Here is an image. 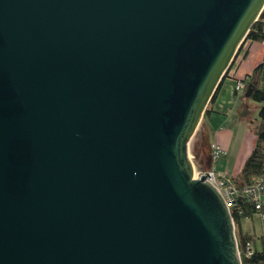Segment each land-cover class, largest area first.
I'll list each match as a JSON object with an SVG mask.
<instances>
[{"label":"water","instance_id":"1","mask_svg":"<svg viewBox=\"0 0 264 264\" xmlns=\"http://www.w3.org/2000/svg\"><path fill=\"white\" fill-rule=\"evenodd\" d=\"M263 10L0 0V264H243L190 143Z\"/></svg>","mask_w":264,"mask_h":264},{"label":"crops","instance_id":"2","mask_svg":"<svg viewBox=\"0 0 264 264\" xmlns=\"http://www.w3.org/2000/svg\"><path fill=\"white\" fill-rule=\"evenodd\" d=\"M263 55L264 42L246 40L222 80L216 97L209 103L200 124L204 137L208 138L211 146L218 145L225 150V154L217 159L213 158L211 152V168L233 178L240 173L256 145L257 135L252 121L258 117L259 109V105L254 104L247 96V89L237 90L236 85L253 71L262 61ZM209 154L207 149V155L203 158L207 169H210L207 164ZM253 216L255 215L250 217ZM241 228L243 229L242 222Z\"/></svg>","mask_w":264,"mask_h":264},{"label":"trees","instance_id":"3","mask_svg":"<svg viewBox=\"0 0 264 264\" xmlns=\"http://www.w3.org/2000/svg\"><path fill=\"white\" fill-rule=\"evenodd\" d=\"M247 40L249 41H262L264 42V10L262 11L259 19L253 24L248 34ZM244 87L248 89L251 86L250 98L259 103L258 117L252 121L257 135L256 145L246 159L244 166L240 173L234 177V181L238 186L249 185L257 176L264 174V55L262 61L256 65L253 71L242 80ZM216 92L215 96L217 95ZM202 143L197 144L195 153H199L200 157L205 158L207 155V143L205 138H202ZM241 211V212H240ZM257 213L255 205L243 203L240 210H233L232 216L237 228H241V222L244 217L252 216ZM239 240V239H238ZM253 237L245 234L240 230L239 247L242 254L243 264H264V249L258 250L253 247L251 255H245V248L247 243L252 244Z\"/></svg>","mask_w":264,"mask_h":264},{"label":"built area","instance_id":"4","mask_svg":"<svg viewBox=\"0 0 264 264\" xmlns=\"http://www.w3.org/2000/svg\"><path fill=\"white\" fill-rule=\"evenodd\" d=\"M244 87L243 81H238L236 85V89L240 90ZM225 154V150H223L218 145L212 146V156L214 159H217ZM197 162L195 163V177L199 178L205 172H209V180L218 187V189L222 192L228 206L231 210H240V206L243 203H248L251 205H255L257 213L261 220H264V174L257 176L253 179V182L249 185L238 186L234 178L225 173H219L215 169H202L198 167ZM241 212V211H240ZM240 248V247H239ZM253 251L252 244L249 242L245 248V255H251ZM241 254V250H240ZM242 258V254H241Z\"/></svg>","mask_w":264,"mask_h":264},{"label":"rangeland","instance_id":"5","mask_svg":"<svg viewBox=\"0 0 264 264\" xmlns=\"http://www.w3.org/2000/svg\"><path fill=\"white\" fill-rule=\"evenodd\" d=\"M253 102L256 105H259V103H257L256 101L253 100ZM202 138H205V137H204L203 129L200 126L190 143L191 155H194L195 150L198 149L196 146V143L197 144L202 143L201 142ZM197 166L202 169H207L206 164L202 166L200 165H197ZM254 215L255 216L253 217L248 216L247 218L244 217L242 219L243 229L242 228L239 229L236 226V234H237L238 239L240 240V230L242 229L243 233L249 234L253 237L252 246L256 247L258 250H262L264 249V220H261V218L258 215L256 214Z\"/></svg>","mask_w":264,"mask_h":264}]
</instances>
